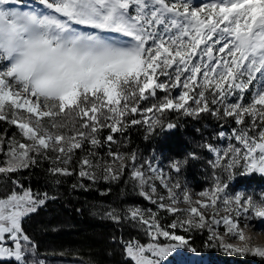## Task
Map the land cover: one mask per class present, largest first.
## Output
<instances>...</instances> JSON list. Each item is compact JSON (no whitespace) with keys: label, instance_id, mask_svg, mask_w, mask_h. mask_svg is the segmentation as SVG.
<instances>
[{"label":"snow or ice","instance_id":"snow-or-ice-1","mask_svg":"<svg viewBox=\"0 0 264 264\" xmlns=\"http://www.w3.org/2000/svg\"><path fill=\"white\" fill-rule=\"evenodd\" d=\"M172 112L237 126L226 148L211 137L199 145L215 157L213 185L195 201L183 187L187 209L176 207L173 188L182 186L171 173L120 151L118 139L137 125L150 135L171 130ZM0 122L15 129L0 128V264H49L24 226L56 199L22 178L44 162L55 184L76 177L73 189L119 183L127 173L134 194L156 206L103 211L146 237L117 241L125 264H166L178 249L195 251L178 228L207 230L209 246L264 262V246L243 233L264 221V192L229 194L226 182L238 169L264 176V0H0ZM170 169L179 173L181 162ZM221 224L242 247L212 227Z\"/></svg>","mask_w":264,"mask_h":264},{"label":"trees","instance_id":"trees-1","mask_svg":"<svg viewBox=\"0 0 264 264\" xmlns=\"http://www.w3.org/2000/svg\"><path fill=\"white\" fill-rule=\"evenodd\" d=\"M168 119L176 127L171 130L160 131L161 133L163 131L167 133L161 141H158L160 138L159 131L155 130L150 135L144 133V131L139 132V125L130 127L124 134V137L127 138L128 150L132 152L139 148L147 149L149 145L150 148L152 146L156 147L167 156L178 158L183 164L179 173L171 170L172 173L178 174L180 178L189 180L195 189L205 188L206 180L209 178L213 179V169L206 166L200 158L191 159L184 163V161H181L183 159L181 154H188L189 149L194 152L195 147L205 141L206 135L210 133L206 126L211 127V132H216L221 124L234 128V123L231 120H217L210 114H203L200 118L193 120L172 112ZM0 128H9V134L15 131V129L10 128L4 122H0ZM45 166L46 164L43 163L41 166L30 170V172L24 173L22 178L27 177L24 179V183L35 191L48 190V184L52 179L46 176ZM262 178L263 176L259 174H241L238 169L234 178L226 181L232 184L234 188H246L255 182L254 180H258V183L255 182L256 185L261 184ZM60 180L62 182L57 185L58 191L56 194L58 196L54 200V205L59 209L60 214L57 216L53 214L49 221L45 220L42 213L49 212L46 208L51 201L49 200L45 207L40 209L37 214L31 216V218L36 217L37 222L31 234L35 237L44 235L52 245L57 247L64 246L69 251L77 252L79 256L83 257L84 260L87 259L88 262H92V264H125L121 247L117 241L121 237L128 239L131 236L125 231L121 232L120 225L110 220H102L99 217L91 216L90 204L110 203L121 196L126 201L131 200L144 208L148 203L138 196L133 197L132 185L130 183L126 184L124 177L119 183L105 184L104 182H99L94 189H78L71 190V192H69V187L75 182L74 178L60 177ZM109 189L110 191H108ZM102 192L107 194L102 195ZM153 209L157 210L156 208ZM167 216V223H170L173 217ZM59 217L66 219L68 225L57 226V229H55V221ZM52 225L54 226L52 227ZM40 229L45 231H40ZM179 234L189 239L190 246L195 251L178 249L179 255L176 257L175 253H173L168 257L166 264H178V259L182 254L184 255V264L194 263L199 256L206 257L210 261L209 264H264L260 258L251 255H241V257L227 255L222 253L219 246H209L207 240L209 233L205 230H192L187 233L181 230Z\"/></svg>","mask_w":264,"mask_h":264},{"label":"rangeland","instance_id":"rangeland-1","mask_svg":"<svg viewBox=\"0 0 264 264\" xmlns=\"http://www.w3.org/2000/svg\"><path fill=\"white\" fill-rule=\"evenodd\" d=\"M26 2H31V0H26ZM192 2H193V4H197L198 5L201 2V0H192ZM158 95H161L162 96L163 94L162 93H158ZM189 118H191L193 120L195 119L193 117H189ZM138 131L139 132L144 131V133L149 134L146 131L145 126H143V125H139ZM156 131H159L160 132L162 130L159 129V128H157ZM223 131H225V133H226L225 139L219 140V139L216 138V133H212V134L209 135V137L207 136V138L205 139V141H208L209 138L211 137L212 139L210 140V142L214 146H217V147H219L221 149L226 148L228 146L229 142H230L228 136L230 135L231 131H227V130H223ZM166 134L167 133H165L164 131H163V133L160 132V138L158 139V141H161L162 139H164V137H165ZM118 139L124 141V143L126 144V147H120V151H122V152H130V150H128V146H127L125 137L124 136L121 137L118 134ZM116 147H117L116 145L113 146L114 149ZM194 150H195L194 153L197 154L200 157V159L205 163V165L212 168V162L215 159L214 155L208 153L206 150L204 151L199 146L195 147ZM101 151H103V149H101ZM133 151H136L138 153V156L140 158H142V159L152 160L153 164L156 165V166H158L160 169H162L166 175L170 172L171 173L172 180L173 181H178L181 184V186H182L181 189L178 190V189L173 188V192H176L179 195V199H180L181 202L178 203L176 205V207H178L180 209H187L188 208V205L187 204H184L182 202V199H183V197H182L183 187H187L188 188L190 197L192 198L193 201H195V200H203L204 199V198H202V197H200L198 195L199 191L209 189L211 187L210 185H213V184H211V182L209 180L210 178H209L205 182L206 183L205 188L195 189L192 186V184H191V182L189 180L180 178L178 176V174L172 173V171L170 169V164L172 162L179 161L178 158H176L174 156H167L166 154L162 153L156 147H153L152 146L150 148V145H149L147 149L139 148V149H136V150H133ZM191 151L192 150L189 149V153L188 154H186V155L181 154L182 155L181 157L183 158L181 161L191 160L192 158L189 156V154L192 153ZM154 157H155V159H153ZM44 163L46 164L45 169H47L48 163L47 162H44ZM182 166H183V164L181 163V168H182ZM45 174H46L47 177H50L46 171H45ZM50 178L53 181V178L52 177H50ZM72 178H74V181L76 180V177H72ZM59 179H60V177H59ZM125 180H127V173L124 176V182H125ZM52 181H50L49 184H48L49 189L46 190V191L43 190L42 192H48L50 195H53V196L57 197L58 195L56 193L58 191V187H57L58 184H55ZM100 182H103V181H100ZM84 183L85 184H89V181H84ZM156 183H157V185H159V181H156ZM96 186L97 185L93 186L90 189H94V188H96ZM78 189L79 188L73 189V187L70 186L69 187V192H71V190H78ZM158 190H159L160 193H162L163 195H165V197H167V192H166L165 189H163L162 187H160V188H158ZM227 192L229 194H233V193H236V192L245 193L246 195L247 194H253L254 195V198H258V194L261 193V192H264V185L263 186H259V187H257V186H251V189L250 190H248V189H240V188L239 189H236V190H229V189H227ZM136 196H138V195L133 194V197H136ZM140 198H142V197H140ZM54 200H51L49 202V204H47V207L46 208H47V210L49 212H43L42 213L44 215L46 221H49L50 220L51 215L54 214V216H57L58 214H60L59 209L56 208L55 205H54ZM165 203H168V201L165 200ZM129 205L139 206L138 204H136L135 202H132L131 200L126 201L124 199V197L121 196L120 198H117V199H115L114 201H112L110 203H102V204L101 203H91L89 209H90L91 216L99 217L102 220H107V219H105L103 217V211L104 210H106V209H108L110 207H116L117 209H122V208H125V207L129 206ZM193 206H196V205L193 204ZM142 208H144V207H142ZM153 208H156V206L155 205H152V204H149V203L145 207V209H152L153 211H156ZM201 211H204V214L206 216H208V217H211V215H212L211 211H205L203 209H201ZM160 215L163 218L162 219L163 223L164 224H167V220H168L167 219V217H168L167 215L168 214L162 213ZM223 215H225V213L223 211H221L220 214H219V216H217V219H220V217H222ZM36 224H37L36 217H32V218L27 219L25 221V224L24 225H26L25 228L27 229V231L29 232V234L33 233L32 230L34 229V227L36 226ZM251 224L253 225V227H245V228H243V233H244V236H245L246 240H248L249 243L252 246H264V231H262V230H264V221H257V220L254 219V220L251 221ZM55 225H56V228L55 229H57V226H60L61 227V226H64V225L65 226L68 225V221L66 219H62L61 217H59L58 220L55 221ZM53 226L54 225H52V227ZM120 227H121V230H120L121 232L122 231H125V233H129V235L131 237L139 236V238L142 241L146 239V237H144L142 234L138 233L131 226V224H129L127 222L120 224ZM212 227L219 232V234L223 237V239L225 241H227L229 243H232L234 246H237V247H242L243 246V242L240 241L239 239H235V238H232V237H229V236L225 235V227H224L223 224H221L219 226L212 225ZM44 229H40V231H43ZM181 230L182 229H179L178 228L176 231L179 233ZM205 231L208 233L207 230H205ZM33 237L39 243L40 251L47 253V256L45 258L47 259V261L49 262V264H92V262H88L87 259L84 260L83 257L79 256V253H77V252L69 251L64 246L63 247H61V246L60 247H57V246L52 245L51 242H49V239H47V237H45L44 235H42V237H39V236H37V237L33 236ZM217 244H218V242H217ZM220 250L224 254L241 257V255L236 254V253H231L230 254L228 251H226V250H224L222 248H220ZM175 255L177 257L179 255V253L176 251L175 252ZM183 258H184V255L182 254L181 257L178 259V264H184ZM209 262L210 261L207 260L206 257L199 256V257H197V259L195 260V262L192 263V264H209Z\"/></svg>","mask_w":264,"mask_h":264}]
</instances>
